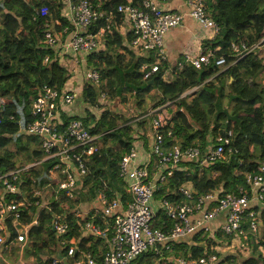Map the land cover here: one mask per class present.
I'll return each instance as SVG.
<instances>
[{"label":"trees","instance_id":"16d2710c","mask_svg":"<svg viewBox=\"0 0 264 264\" xmlns=\"http://www.w3.org/2000/svg\"><path fill=\"white\" fill-rule=\"evenodd\" d=\"M89 1L93 4L99 2L105 9L111 8L114 14L102 36L103 47L91 51L86 57L87 64L98 68L102 78L97 85L85 83L81 94L75 98L82 102L83 109L63 117L65 122L71 117L81 118L91 133H98V148L84 158L86 171L80 180V193L51 201L50 209L34 208L38 222L26 230L25 241L0 253V261H5L4 254L9 252L11 258L20 261L19 264L43 262L42 254L49 256L44 262L51 263V255L58 251L57 239L65 238L66 249L71 244L70 238L80 231L72 211L77 202L96 199L98 190H104L109 196L120 193L126 199L125 182L119 175L120 160L130 150L135 133L141 132L140 137L145 142L148 140L152 133L151 119L162 109L166 110V122L161 129L165 133L171 130L167 137L169 142L173 141V135L184 146L199 145L203 149L217 135H226L229 130L231 141L223 158L206 164L181 161L166 181L159 183L155 192L157 198H180L179 187L184 183L190 185L194 199L220 187L221 193L235 192L239 186L247 190L240 173L255 169L264 156V0H203L206 12L219 27L214 35L201 39V52L209 53L208 62L195 67L180 55L171 65L164 58L146 77L143 75L157 60V55L154 51L134 52L128 46L131 31H122V16L114 8L125 0ZM42 5L47 7L45 14L40 12ZM230 6L232 14L227 16L225 9ZM61 8V0H0V94L10 99L7 108L0 109L3 118L0 124V169L13 167L18 161L23 164L42 154L38 136L16 131L13 124L17 122L8 115L14 113L22 125L32 120L31 103L40 87L43 84L61 87L70 76L55 47L44 42L47 27L53 32L58 31V26L54 28L55 20L59 30L71 28L61 14ZM102 24L104 20L98 19L91 24L90 30L94 31ZM68 30L62 33L66 35ZM233 43L239 49L256 45L240 55L233 49ZM218 57H224L220 66L215 63ZM179 62L181 66H178ZM143 64H147L146 67ZM103 79H109L110 87L102 86ZM116 96L123 101L130 97L131 105L140 113L135 118L129 117L123 110L104 105L107 98ZM11 142L14 144L12 151L3 149ZM48 166L49 163L44 161L29 168L21 174L22 183L19 184L27 188L32 177L35 186L42 184ZM54 213L65 214L68 227L64 234L56 235L51 229L50 220ZM259 217L261 233L248 255L242 256L239 263L234 254H225L220 261L264 264V255L258 249V245L264 242V208ZM170 224V219L162 211L157 213L153 222L154 226L164 230ZM220 237V233L207 237L197 231L157 243L142 251L134 264H178L175 257L185 250L194 257L214 251L212 244ZM101 241L98 238L90 246L86 241H80L79 246L94 249L97 255L96 247ZM95 258L100 261L99 256Z\"/></svg>","mask_w":264,"mask_h":264},{"label":"built area","instance_id":"2783aa9c","mask_svg":"<svg viewBox=\"0 0 264 264\" xmlns=\"http://www.w3.org/2000/svg\"><path fill=\"white\" fill-rule=\"evenodd\" d=\"M171 1L125 0L114 6L124 22L122 31H131L128 46L134 52L154 51L157 55V60L144 73L145 77L158 68L161 59L166 58L164 36L167 30L182 25L187 16L201 28L200 41L214 35L219 28L206 12L203 0H178L185 9L179 4L172 5ZM46 11V5H42L41 14ZM61 14L71 25L70 30L67 29L69 27L64 28L68 30L67 40H62L58 31L53 32L47 27L44 42L54 46L59 57L69 54L70 61H75L68 68L70 78L61 87L49 84L40 87L31 103L30 111L34 118L24 125L19 123L14 113L8 115L17 122L18 125L13 124L16 131L38 136L42 154L23 164L18 161L13 167L0 169V253L26 240V230L38 222L34 208L50 209L51 201L64 196L75 197L80 193V180L86 171L84 158L98 148V133H91L81 118L71 117L65 122L63 116L73 115L70 105L81 94L85 83H100V70L84 60L88 53L103 47L102 36L114 14L111 8L105 9L99 2L93 4L89 0H71ZM101 18L104 24L91 31V24ZM255 45L239 49L233 43V49L244 55ZM208 59L209 53H202L201 49L197 54L185 56V60L195 67L206 64ZM80 60L85 63L84 67H75L74 64ZM223 62L224 57L215 61L218 66ZM181 64L179 62L178 66ZM79 78H82V83L74 84L73 80ZM100 94L103 98L104 93L101 91ZM9 102V98L0 94L2 111ZM2 122L1 116L0 124ZM165 122L164 114L154 116L148 140L145 142L140 137L141 132L135 133L130 150L120 160L119 175L124 179L128 197L123 199L120 193L109 196L104 190H98L96 199L77 202L72 211L80 226L79 233L70 238L71 244L66 249L65 238H58V251L51 255V263L44 262L49 256L42 254L43 262L38 264H134L136 257L145 249L197 231H202L207 237L220 233L221 237L212 244L214 251H206L198 257L191 256L187 250L181 252L175 257L178 264H234L220 260L225 254H234L239 263L242 256L248 255L261 233L259 213L264 208V156L255 169L240 173L248 191L239 186L235 192L221 193L220 187L194 199L190 185L184 183L179 187L180 198H157L155 192L159 183L166 181L181 161L206 164L223 158L231 141L229 130L226 135H217L203 149L199 145L184 146L173 135V141L169 142L167 137L171 130L165 133L161 129ZM13 146L11 142L3 149L12 151ZM44 161L49 163L44 182L35 186L32 177V183L27 188L22 187L19 184L22 183L21 174ZM159 211L170 219L167 230L153 225ZM220 213H224V218L214 223V218ZM50 226L56 235L64 234L68 227L65 214L54 213ZM98 238L102 241L96 247L97 255L94 249L79 246L80 241H86L90 246ZM258 249L264 255V242L258 245ZM96 256L100 257L99 262Z\"/></svg>","mask_w":264,"mask_h":264},{"label":"crops","instance_id":"0c3cea01","mask_svg":"<svg viewBox=\"0 0 264 264\" xmlns=\"http://www.w3.org/2000/svg\"><path fill=\"white\" fill-rule=\"evenodd\" d=\"M62 2V8L66 7L68 3L71 2V0H61ZM172 5H177L179 4L178 0H172L171 1ZM180 8L185 9V7L182 4L178 5ZM225 14L227 16H231L232 14V8L231 6L225 9ZM56 21V25L54 28L58 26V33L60 35L62 34V37L64 41L67 40V36L69 34L64 35L62 33V30H59V24L58 21ZM67 29H71L70 27ZM202 30L199 27V25L189 16H187L184 20V23L180 26H176L173 28H170L167 30L164 36V41H165V47H166V58L168 59V62L173 65L178 57L180 55L186 56L187 54H197L200 49H201V41L200 37L202 36ZM68 58H71L70 55L68 54ZM78 79H74L73 83L78 85L76 82ZM71 107V112L72 113H78L81 111V106L80 102L76 99L73 101V103L70 105ZM224 218V213H220L219 215L214 218L213 222L218 223Z\"/></svg>","mask_w":264,"mask_h":264},{"label":"rangeland","instance_id":"374dc122","mask_svg":"<svg viewBox=\"0 0 264 264\" xmlns=\"http://www.w3.org/2000/svg\"><path fill=\"white\" fill-rule=\"evenodd\" d=\"M59 36L61 37L62 35H60V33H59ZM61 39L64 40L63 37H61ZM86 59L87 58H85L84 61H87ZM59 60H60L61 63L64 62V63L67 64V65H64V64L63 65L66 67V70L68 72L70 71L69 69L71 68V64L70 63L75 62L74 60L70 61V58H68L67 56H60ZM84 64L85 63L80 60V61L76 62L74 64V66L78 67V68H80V67L83 68ZM69 74H70V72H69ZM70 76H71V74H70ZM70 76H69V78H70ZM263 79H264V77H263ZM76 81H77L76 82L77 84L79 82L82 83V78H79V80H76ZM109 82H110L109 79H103L102 86L110 87ZM131 104H132V100H131L130 97H128V98L126 97V100L123 101V100L120 99L119 96H116V97H113V98H107L105 100V102H104V105L106 107H108L110 109L114 108V109H118V110H123V111L128 113L129 117H134L135 118L138 115V113H140V112L138 110L134 109ZM80 106L83 109L82 102L80 103ZM97 111H98V109H97ZM160 113L164 114V116L166 117V110L165 109H162ZM141 117H143V116H141ZM91 204L94 205V202H92ZM150 223H152V222H150ZM4 259H5V261H3V259H2V261H0V264H19V262H20V261L17 262V261L14 260V259H17V258H11V253H9V252L4 254Z\"/></svg>","mask_w":264,"mask_h":264},{"label":"water","instance_id":"95a60500","mask_svg":"<svg viewBox=\"0 0 264 264\" xmlns=\"http://www.w3.org/2000/svg\"><path fill=\"white\" fill-rule=\"evenodd\" d=\"M259 223H260V225H262V221H261V220H260V222H259Z\"/></svg>","mask_w":264,"mask_h":264}]
</instances>
